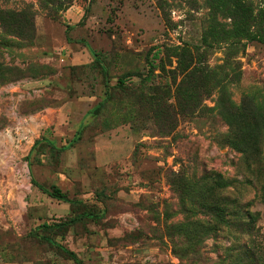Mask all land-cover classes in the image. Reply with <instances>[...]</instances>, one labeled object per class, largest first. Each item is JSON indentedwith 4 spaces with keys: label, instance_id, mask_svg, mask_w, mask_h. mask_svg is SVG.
Returning <instances> with one entry per match:
<instances>
[{
    "label": "rangeland",
    "instance_id": "rangeland-1",
    "mask_svg": "<svg viewBox=\"0 0 264 264\" xmlns=\"http://www.w3.org/2000/svg\"><path fill=\"white\" fill-rule=\"evenodd\" d=\"M256 22L264 0H0V264H264V45L221 32Z\"/></svg>",
    "mask_w": 264,
    "mask_h": 264
},
{
    "label": "trees",
    "instance_id": "trees-1",
    "mask_svg": "<svg viewBox=\"0 0 264 264\" xmlns=\"http://www.w3.org/2000/svg\"><path fill=\"white\" fill-rule=\"evenodd\" d=\"M67 3H68V1H67ZM250 5L252 6V1H251ZM225 9H226V11L233 10L234 6L233 5H227V7H225ZM251 15H252V13H251ZM232 16L234 18L236 15L234 14ZM255 17H254V19H255ZM28 20H29V24L31 25V30L34 29V27L32 25V17L29 18ZM226 26L228 27L227 28L228 30L225 31L224 29H221V32L223 34H225L227 36V38H230L231 41H230L228 46L231 49H233L234 52H236L239 49H244L248 43H252V42H256V43L264 45V24H263V22L252 23V25H250V27H242V28L240 26L236 25L235 23L234 24L233 23L228 24ZM215 31H216L215 26H207L204 28L203 33H202V45L204 46V48H203L204 51L212 50L215 48L216 44H220L223 42L221 40H223L222 38H224V36L223 35H216L220 31H218V32H215ZM25 35H27V36H25L26 39H31L30 35L28 36V33H25ZM174 49H181V51H183V52L186 51L184 48H180V47H175ZM172 50L173 49L168 48L169 52H171ZM234 54H236V53H234ZM217 68L221 69V67H217ZM122 82L123 81H120V84ZM259 104H257L255 107H257ZM99 107H100V104L97 105L95 107V109H93V110H98ZM251 119L252 120L255 119L254 115L251 116ZM242 128H244V127H242ZM260 139L264 141V134ZM259 144H260V141H259ZM253 147H254V144H253ZM251 148L252 147H245L243 144L238 145V147H237V149L239 151H241L242 153H244L246 155L249 153ZM258 148H259V145L257 144V148H256L255 152H258L257 154H260V150ZM46 194L49 197H51L57 201H61L64 203L69 202V200L66 198V195L64 193H62L61 190H59L55 187H52L50 191L46 192ZM261 202L264 203V195L261 198ZM218 214L220 217V222H225L226 219L224 217V214H222L221 211L218 212ZM237 215H238V221L241 222V215L239 214V211H237ZM252 215L255 219L257 218L256 214H252ZM52 226H48V225H46V223H44L42 225V227L46 228V229H49ZM245 249H246V247H245ZM67 256L70 259H72L75 264H81V262L77 259L76 255H74L72 252H67ZM251 256L254 258V255L251 254Z\"/></svg>",
    "mask_w": 264,
    "mask_h": 264
}]
</instances>
